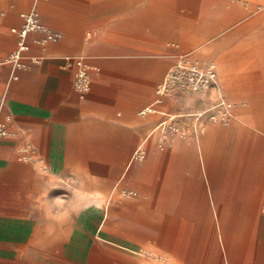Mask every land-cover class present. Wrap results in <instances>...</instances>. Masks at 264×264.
<instances>
[{
  "label": "crops",
  "instance_id": "crops-1",
  "mask_svg": "<svg viewBox=\"0 0 264 264\" xmlns=\"http://www.w3.org/2000/svg\"><path fill=\"white\" fill-rule=\"evenodd\" d=\"M193 1L194 6H198L214 3L215 0ZM219 1L225 3L230 1L236 4L246 2L249 10L255 8L260 10L256 17L260 27L252 33L255 32L254 36L257 39L255 48L263 54L264 0ZM53 2L50 1L47 5L37 2L38 4L35 3L34 6L42 11L40 21L61 32L62 38L41 47L36 42L40 33L32 32L28 37L30 49L24 56L26 66L17 69L9 62H3L0 65V117L3 118L7 114L12 116V122L9 125L10 134L5 137L0 136V264H82L86 261L83 256L57 257L54 255L55 238L60 236L55 234V225L44 222V216L52 214L47 211L44 204L46 200L54 196L49 187L52 188L55 183L66 180L76 183L81 180L85 181L79 175L78 168L108 166L104 165L103 161H108L110 158L105 157L103 153L112 151L110 146H112L113 138H118L124 131L127 133L128 141L126 150H129V145L133 150L126 163V168L130 169L136 155L156 147L159 132L166 130L170 120L186 115L185 110L181 109L164 111L165 117L158 120L134 148L135 127L147 125L138 116L132 115L133 102L130 104L127 100L122 108L118 106V100L125 91L126 98L135 91L134 70L128 65L106 63L99 57L102 53L92 52L93 48L87 47L86 44L92 33H94V39H98L106 31V28L102 26L103 19L110 17L109 14L113 8L122 11L149 7L150 0H114V2L110 0H63L61 2L62 11L57 7L60 5ZM181 2L182 0H177L175 6H179ZM0 8L6 11V16L0 21V27H8L14 43L8 55L15 49L17 43V35L11 31V28L22 25L21 13L25 10L18 11L14 19H9V8L3 5H0ZM86 8H92L89 14L73 15L70 13V9L81 11ZM229 12L233 16H240L241 13L232 10ZM88 24L93 30L87 31L85 36ZM203 29L202 31H205ZM220 30L226 31L227 29L225 27L215 28L216 32ZM173 44H178L184 49L193 45L192 42L188 43L180 37H175ZM4 45L5 41L0 38V52L4 51ZM204 45V42L199 43V47H202L200 52L213 56V49L217 45L212 42L207 46ZM243 48L239 46V50H244ZM251 48L252 46L248 50ZM86 50L88 51L85 52ZM243 55L244 52L240 51L234 60L240 63L245 62L243 64H245L246 71L247 67L256 68L257 64L261 63L264 65V59L259 63L254 57L245 59ZM77 56H84L88 63L98 67V71H92L91 89L83 98L78 95L74 87L76 64L73 59ZM34 58L36 60H33ZM228 60H231L228 53L216 56L214 59L217 65L216 83L221 81L225 87H228L224 76ZM115 69L125 73L123 76L126 81L120 84L106 77H100L103 70L112 72ZM251 74L252 80L245 82L244 89L235 94L233 92L232 100H228L233 115L228 127H223L208 119L205 123L200 122L202 131L199 130L197 123L193 124L191 130L187 132L177 128L174 136H171L168 130L166 131L165 148L172 155L179 147L198 152V146L201 150L204 146L207 152L214 157L215 145L219 141L222 142L221 154L218 153L221 159V165L218 166L217 171L218 177L212 181L209 180V183L223 184L224 191H231L232 186L236 188L240 184L245 185L249 182L260 184L255 188L257 197L252 210L249 211V221H244L245 223L238 221L237 229L233 230V234L232 232L229 234L232 231L228 230L230 222L228 223V220L224 218L221 222L224 231L222 245L218 242L216 245L208 243L201 261L194 251V264H264V211L262 210L264 197L261 199L264 191L261 186L264 185V175L263 179L259 178V158L261 152H264V143L261 141L264 140V107L262 101L259 100L262 84L256 74L253 72ZM248 75L249 73L242 74L244 77ZM168 76L165 73L161 83ZM215 88L217 89L216 85ZM216 89L212 91L215 92ZM206 93L200 94L199 101L195 94L187 95V103L194 105V110L189 114L194 117L206 114V111H202V107L208 108V105L205 106L208 100ZM157 102L158 98L152 100L140 110V114L160 111L157 108ZM197 102L203 105L199 106ZM244 110L253 114L250 124L255 129V134L250 140H247L250 131L249 134L246 131L245 137L248 138L245 141L242 134ZM29 144L34 148L35 161L19 159L20 149ZM40 159L44 160V167L36 163ZM32 163L39 168H48L49 174H41ZM172 171L173 169L170 171L164 167L158 168L157 182L160 185L157 191L160 195L169 193L167 179ZM205 191V188L194 186L192 192L196 194ZM214 193L215 187L210 186L211 196ZM95 194V207L91 208L90 212L107 217L109 205L105 201V196L101 190L96 191ZM221 194L223 192L216 199L217 207H214L210 201L207 208L197 211L194 216L204 214L207 216H247L249 204L246 198H242V193L238 196L230 194L231 199L226 196L228 194H223L224 200L228 198L230 204L220 209ZM58 195L63 196L62 193ZM163 224L158 242L174 250H185L187 238L191 234L189 223L186 220L168 216ZM78 246L86 247V240L79 241Z\"/></svg>",
  "mask_w": 264,
  "mask_h": 264
},
{
  "label": "rangeland",
  "instance_id": "rangeland-1",
  "mask_svg": "<svg viewBox=\"0 0 264 264\" xmlns=\"http://www.w3.org/2000/svg\"><path fill=\"white\" fill-rule=\"evenodd\" d=\"M36 1L46 5L50 4V1H55L60 5L57 6L58 9L63 10L61 7L63 0H2L0 5L9 8V19H14L15 13L20 10L34 11L41 18V9L34 7L35 3L38 4ZM110 1L114 2V0ZM150 2L149 7L122 11L113 8L109 14L110 17L103 19L105 23L103 22L102 26L106 28V31L98 39H94V33H92L86 44L87 47L93 48L92 52L102 53L99 57L106 63L128 65L134 70V93H128L126 98L125 91L118 100L119 108H122L127 100L130 104L133 102L132 115L138 116L147 125L135 127L134 148L143 135L158 120L165 117L164 111L181 109L185 110L186 115L170 120L166 130L159 132L156 147L136 155L130 169L126 168V163L133 150L130 145L129 150H126L128 141L127 133L124 131L118 138H113L112 146H110L112 151L103 153L105 157L110 158L108 161H103V164L108 166L78 168L79 175L85 181L76 183L66 180L55 183L52 188L49 187L54 196L46 200L44 204L47 211L52 214L44 216V222L55 225V234L60 236L55 238L54 255L57 257L83 256L86 261L82 264H194V251L201 261L208 243L216 245L218 242L222 245L224 231L221 222L224 218L228 220V223L230 222L228 230L232 231L229 234L231 232L233 234V230L237 229L238 221L248 222L250 219L249 211L252 210L257 197L255 188L260 184L249 182L245 185L240 184L236 188L232 186L231 191H224L223 184L209 183V180L212 181L218 177V166L221 165V159L218 157L222 149L221 141L214 147L216 150L214 157L204 146L202 150L198 146V152L179 147L172 155L165 148V143L167 130L171 136H174L177 128L187 132L191 130L193 124L197 123L199 130L202 131L200 122L205 123L208 119L228 127L233 116L228 100H232L233 92L235 94L243 90L245 82L252 80V72L257 75L262 84L259 100L264 107V65L260 62L264 59V53L261 54L257 51L258 48H255L257 39L254 36L255 32L252 33L260 27L256 18L260 10L257 8L249 10L246 2L236 4L219 0L198 6H194L193 0H182L179 6H175L177 0H150ZM235 5L237 7H232ZM91 10L92 8L81 11L70 9V13L82 15V13L89 14ZM229 10L241 12L240 16L230 15ZM216 27H225L227 30L216 32ZM91 28L88 24L85 36L87 31L93 30ZM202 28L205 31H202ZM175 37L184 38L188 43L192 42V47L184 49L178 44L174 45ZM0 38L5 41L4 51L0 52V57L4 59L14 46L8 27H0ZM201 42H204V46L211 42L217 45L213 49V56L200 52L202 47H199V43ZM239 46L244 47V50H239ZM250 46L252 48L248 50ZM240 51L244 52L245 59L254 57L261 64H257L256 68L249 65L250 68L247 67L246 71L243 64L245 62L240 63L234 60ZM225 53H228L231 60L226 62L224 76L228 87L232 89L223 86L221 81L216 83L215 79L207 78L209 73L213 75L216 73L215 57ZM78 57L86 61L84 56L76 58ZM194 64L203 71V76H199L196 70L190 67ZM116 69L112 72L103 70L100 77H106L121 84L126 81L123 76L125 73ZM165 73L169 75L167 88L160 93V84ZM247 73H249L248 76H242ZM211 83L217 86L215 92L206 86ZM203 90H207L208 100L205 106L208 105V108L202 107V111H206L204 116L194 117L189 114L194 110V105L187 103L186 97L189 94H195L199 101ZM157 98L156 105L160 111L140 114L143 107ZM197 103L199 106L203 105ZM244 112L242 134L245 141L248 138L245 137L246 131L247 133L250 131L247 139L250 140L255 134V129L250 124L253 114L247 110ZM162 138L164 140H161ZM261 141L264 143V140ZM259 160V178L263 179L264 152H261ZM160 167L170 171L173 169L172 173L168 174L167 187L169 186L170 189L166 195H160L157 191L160 185L157 182ZM36 169L41 174H49L48 168L36 167ZM194 186L205 188L206 191L193 194ZM210 186L215 187V193L212 196ZM261 186L264 188V185ZM98 190H101L109 205L107 217L90 212V209L95 207L94 197ZM59 192L63 196L58 195ZM221 192L228 194L226 196L229 199H231L230 194L238 196L242 193V198H246L249 204L247 216H207L206 214L194 216L197 211L207 208L210 201L214 207H217L216 199ZM223 194L220 195L222 197L220 209L230 204L228 198L224 200ZM262 197H264V191L261 199ZM168 216L186 220L191 226L187 248L183 251L174 250L158 242L161 228ZM69 240L71 242H68ZM82 240H86V247L78 246L79 241Z\"/></svg>",
  "mask_w": 264,
  "mask_h": 264
},
{
  "label": "built area",
  "instance_id": "built-area-1",
  "mask_svg": "<svg viewBox=\"0 0 264 264\" xmlns=\"http://www.w3.org/2000/svg\"><path fill=\"white\" fill-rule=\"evenodd\" d=\"M6 16V11L0 8V21ZM22 25L20 27H12L11 31L17 35L16 47L4 59H0V65L3 62L11 63L15 68H23L26 66L24 62L25 53L30 49L28 37L32 32H39L40 35L36 38L37 44L45 47L49 42L58 41L62 38V33L50 28L40 21L39 14L34 11H25L21 13ZM33 60H36L35 58ZM73 62L76 64L74 73V87L80 97H85L91 89L92 85V71H98V67L91 65L83 58H74ZM190 67L203 76L202 70L198 69L197 65H190ZM208 74V73H207ZM16 78L17 75L15 74ZM202 78V77H201ZM207 78L213 79V73H209ZM205 79V78H204ZM12 122L10 114L0 117V136L5 137L10 134L9 125ZM19 159L21 160H36L33 146L26 145L20 149ZM36 163L44 167V160L40 159ZM262 210L264 211V200L262 203Z\"/></svg>",
  "mask_w": 264,
  "mask_h": 264
},
{
  "label": "bare ground",
  "instance_id": "bare-ground-1",
  "mask_svg": "<svg viewBox=\"0 0 264 264\" xmlns=\"http://www.w3.org/2000/svg\"><path fill=\"white\" fill-rule=\"evenodd\" d=\"M35 7V6H34ZM35 9H36V7H35ZM217 70H216V73L213 75V80L215 79H217ZM216 77V78H215ZM216 82V81H215ZM167 83H168V77H167V79L163 82V83H161L160 84V89H159V91L160 92H164L165 91V89L167 88ZM215 85L216 84H213V83H211V84H208V85H206L207 86V88L209 89H211V90H215L216 88H215ZM207 92V90H203V91H201V93L200 94H204V93H206ZM196 110V109H195ZM167 113V112H166ZM161 127V126H160Z\"/></svg>",
  "mask_w": 264,
  "mask_h": 264
}]
</instances>
